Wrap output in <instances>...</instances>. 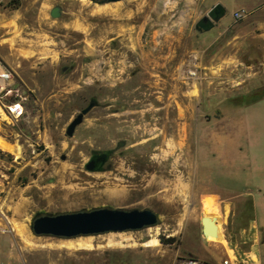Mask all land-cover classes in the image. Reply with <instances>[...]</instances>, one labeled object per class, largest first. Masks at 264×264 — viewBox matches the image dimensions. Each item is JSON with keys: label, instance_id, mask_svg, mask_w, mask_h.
I'll list each match as a JSON object with an SVG mask.
<instances>
[{"label": "rangeland", "instance_id": "374dc122", "mask_svg": "<svg viewBox=\"0 0 264 264\" xmlns=\"http://www.w3.org/2000/svg\"><path fill=\"white\" fill-rule=\"evenodd\" d=\"M238 1L0 0V59L26 105L19 121L0 119V264H223L227 243L201 231L215 211L200 190L241 189L234 178L264 171L263 134L234 150L239 129L264 126V102L237 110L264 89L251 49L237 48ZM218 5L225 19L200 30ZM108 207L149 209L159 223L71 239L31 229L39 210Z\"/></svg>", "mask_w": 264, "mask_h": 264}, {"label": "crops", "instance_id": "0c3cea01", "mask_svg": "<svg viewBox=\"0 0 264 264\" xmlns=\"http://www.w3.org/2000/svg\"><path fill=\"white\" fill-rule=\"evenodd\" d=\"M238 2L240 7L236 12H244L246 23L236 28L237 48L251 49L252 64L255 68L253 78L264 80V0H239ZM224 10L222 20L227 15L226 8ZM257 66L261 67L256 69ZM262 92L260 98L237 110L260 106L264 102V89ZM249 129L248 134L243 128L241 129L243 132L239 129L236 133L239 138L236 137L238 141L234 150L244 154L245 149L249 150L258 142V138L264 135V126L258 129L254 120ZM228 155L225 157L227 158ZM244 156L247 157L246 154ZM227 161L229 162L230 159ZM232 181L239 182L242 188L223 187L200 190L198 201L202 209L210 207L215 211L214 215L203 216L201 223L204 217L216 220L218 237L227 243L223 246V252L228 253L227 258L231 257L234 260L233 264H264V171L255 176L249 173ZM201 231L204 235L203 224ZM211 237L213 236L207 238ZM229 252H232L234 257ZM8 264L14 263L8 260Z\"/></svg>", "mask_w": 264, "mask_h": 264}, {"label": "water", "instance_id": "95a60500", "mask_svg": "<svg viewBox=\"0 0 264 264\" xmlns=\"http://www.w3.org/2000/svg\"><path fill=\"white\" fill-rule=\"evenodd\" d=\"M101 3H114L122 0H92ZM214 12V13H213ZM212 16L219 20L225 13L221 5L214 8ZM53 17L60 16L58 7L51 12ZM208 16L204 17L199 24L209 26ZM96 101L85 108L67 128V135L72 137L77 126L82 122L95 106ZM105 155L94 156L86 164L89 172L99 171L106 162ZM159 223V216L149 209L123 210L114 207L94 209L66 214H52L46 210H39L35 213L31 222V229L36 236H50L59 239H71L82 236H93L106 233H121L127 231H139L144 228L156 226ZM203 233L206 237H218V226L216 220L210 217L202 219Z\"/></svg>", "mask_w": 264, "mask_h": 264}, {"label": "built area", "instance_id": "2783aa9c", "mask_svg": "<svg viewBox=\"0 0 264 264\" xmlns=\"http://www.w3.org/2000/svg\"><path fill=\"white\" fill-rule=\"evenodd\" d=\"M237 17L244 18V12L237 14ZM15 75L0 59V119L5 117L10 122H17L26 114L25 100L14 87ZM231 257L225 259L223 264H233ZM179 264H205L195 258H185Z\"/></svg>", "mask_w": 264, "mask_h": 264}, {"label": "flooded vegetation", "instance_id": "af4514ba", "mask_svg": "<svg viewBox=\"0 0 264 264\" xmlns=\"http://www.w3.org/2000/svg\"><path fill=\"white\" fill-rule=\"evenodd\" d=\"M214 13V12H213ZM209 18H210V20L208 21V24H209V26H202L201 24H199L198 25V28L200 29V30H209V29H211V28H213V18H214V16H212V14L210 15V16H208Z\"/></svg>", "mask_w": 264, "mask_h": 264}, {"label": "bare ground", "instance_id": "6f19581e", "mask_svg": "<svg viewBox=\"0 0 264 264\" xmlns=\"http://www.w3.org/2000/svg\"><path fill=\"white\" fill-rule=\"evenodd\" d=\"M0 146L3 148V149H6V150H10L9 149V146L2 140H0ZM153 245H148V247H152ZM149 249V248H148Z\"/></svg>", "mask_w": 264, "mask_h": 264}, {"label": "trees", "instance_id": "16d2710c", "mask_svg": "<svg viewBox=\"0 0 264 264\" xmlns=\"http://www.w3.org/2000/svg\"><path fill=\"white\" fill-rule=\"evenodd\" d=\"M171 241H174V239H172Z\"/></svg>", "mask_w": 264, "mask_h": 264}]
</instances>
